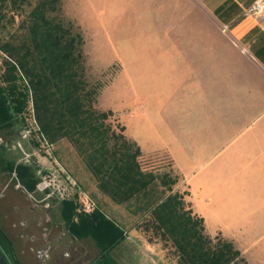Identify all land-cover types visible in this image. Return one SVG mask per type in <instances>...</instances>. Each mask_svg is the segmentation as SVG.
I'll return each mask as SVG.
<instances>
[{
  "label": "crops",
  "instance_id": "0c3cea01",
  "mask_svg": "<svg viewBox=\"0 0 264 264\" xmlns=\"http://www.w3.org/2000/svg\"><path fill=\"white\" fill-rule=\"evenodd\" d=\"M253 1L201 0L209 22L131 56L124 111L108 107L143 158H169L206 232L247 264L243 245L264 240V16L245 14Z\"/></svg>",
  "mask_w": 264,
  "mask_h": 264
},
{
  "label": "trees",
  "instance_id": "16d2710c",
  "mask_svg": "<svg viewBox=\"0 0 264 264\" xmlns=\"http://www.w3.org/2000/svg\"><path fill=\"white\" fill-rule=\"evenodd\" d=\"M62 4L0 0V22L8 13L10 22L15 14L23 16L22 33L0 43V122L11 125L29 100L41 138L48 144L67 140L98 191L132 206L146 240L171 249L176 264H247L231 240L206 232L187 200L188 190L173 189L178 174L144 168L140 147L126 136L124 125H113L111 110L95 107L102 86L87 77L82 32L63 17ZM67 205L73 215L75 206ZM75 214L77 229L96 238L102 252L119 243L122 231L98 209Z\"/></svg>",
  "mask_w": 264,
  "mask_h": 264
},
{
  "label": "rangeland",
  "instance_id": "374dc122",
  "mask_svg": "<svg viewBox=\"0 0 264 264\" xmlns=\"http://www.w3.org/2000/svg\"><path fill=\"white\" fill-rule=\"evenodd\" d=\"M206 11L201 0H63V17L74 21L83 35L87 77L102 86L95 107L124 111L125 68L131 56L141 54L142 47L183 43L185 32L199 28L205 19L209 22ZM10 16L8 13L0 22V43L23 31L19 26L23 16L15 14L14 22H10ZM212 28L215 36L219 30L215 21ZM19 85L22 88L21 81ZM110 119L113 125L122 124L114 113ZM14 129L17 136L10 146H16L17 152L13 156L27 158L38 179L51 172L61 184L64 197L75 195L81 208L90 204L91 210L98 209L122 231L119 243L109 249L108 259L112 257L117 264H176L171 249L146 240L138 226L141 218L133 213L132 206L116 204L98 191L94 178L67 140L48 144L41 138L29 100L15 115ZM141 163L144 168L174 175L164 154L144 157ZM173 189L183 192L186 186L179 180ZM59 196L55 193L54 201H60ZM243 246H247L246 257L251 264H264V240Z\"/></svg>",
  "mask_w": 264,
  "mask_h": 264
},
{
  "label": "flooded vegetation",
  "instance_id": "af4514ba",
  "mask_svg": "<svg viewBox=\"0 0 264 264\" xmlns=\"http://www.w3.org/2000/svg\"><path fill=\"white\" fill-rule=\"evenodd\" d=\"M14 118L9 126L0 122V264H117L96 238L77 229L75 213L93 209L85 212L75 195L64 197L51 172L38 179L27 158L12 155ZM68 202L75 206L73 215Z\"/></svg>",
  "mask_w": 264,
  "mask_h": 264
},
{
  "label": "built area",
  "instance_id": "2783aa9c",
  "mask_svg": "<svg viewBox=\"0 0 264 264\" xmlns=\"http://www.w3.org/2000/svg\"><path fill=\"white\" fill-rule=\"evenodd\" d=\"M245 14L257 17L264 16V0H254L245 10ZM1 64V62H0ZM91 208L90 204H86L83 210L87 211Z\"/></svg>",
  "mask_w": 264,
  "mask_h": 264
}]
</instances>
